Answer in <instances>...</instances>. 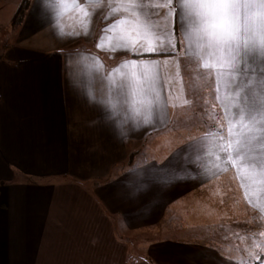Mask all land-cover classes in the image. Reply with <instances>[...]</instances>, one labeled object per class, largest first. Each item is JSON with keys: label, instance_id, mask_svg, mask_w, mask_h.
<instances>
[{"label": "crops", "instance_id": "0c3cea01", "mask_svg": "<svg viewBox=\"0 0 264 264\" xmlns=\"http://www.w3.org/2000/svg\"><path fill=\"white\" fill-rule=\"evenodd\" d=\"M233 2L235 61L173 34L167 17L165 46L209 81L199 104L217 119L189 135L172 129L169 104L166 119L148 111L141 85L157 73L166 82L160 58L99 44L127 12L118 2L30 0L0 54V264H264V77L238 70L245 40L260 49L250 38L264 0ZM122 79L132 82L127 106L107 87ZM238 219L254 227L250 243L231 240Z\"/></svg>", "mask_w": 264, "mask_h": 264}, {"label": "snow or ice", "instance_id": "6c2138e0", "mask_svg": "<svg viewBox=\"0 0 264 264\" xmlns=\"http://www.w3.org/2000/svg\"><path fill=\"white\" fill-rule=\"evenodd\" d=\"M168 4V8H160L154 6L156 3ZM78 7V5H76ZM239 6L233 0H136V3L131 12L124 13L125 21L131 20L137 26V30L147 39L151 37L153 43L146 44L141 42V45L133 52L135 56H144L146 54H156L162 56H175V44L170 40L168 46H165V39L168 36L167 32V17H172L173 34L182 33L187 39H195L198 47L204 50H211L210 54H219V59L223 60L224 53L227 51L232 61L236 60V56L232 53L235 49L241 47L242 29L241 18L238 12ZM89 13L84 12V17H88ZM164 21V26H161V21ZM88 20L83 23V33L87 35ZM117 24L120 21L116 22ZM254 27L253 35L250 39L256 40L260 45L257 49L255 45H250L247 40L243 43V52L238 53L240 63L238 70L242 73L259 70L260 76L264 77V16L259 21L253 20ZM105 29L104 31H109ZM249 31L248 22H244L243 32ZM61 35L65 33L61 30ZM68 35H80L79 32L67 33ZM129 45L128 48H131ZM128 50V49H124ZM191 61H184L185 70ZM127 64L121 67L120 71L125 72L127 77ZM249 65L252 67L249 68ZM135 66V65H134ZM215 65H212L214 67ZM221 66L237 67L236 64H222ZM159 68V64H156ZM202 67L208 69L210 65L205 62ZM179 74V72L177 73ZM140 75L143 77L144 73ZM105 77H98L101 84L105 83ZM131 81L122 79L117 85H108L112 87L114 94L121 97V103L127 106L130 103L129 89ZM146 97V105L148 111L155 114L159 119L161 115L167 118V107L169 100L165 95L167 88L166 82L157 73L152 79H145L141 85ZM170 91V89H168ZM90 101L96 103L103 111L107 110V104L103 98L95 100L91 93L88 94ZM189 101L185 100L184 104ZM179 106V105H176ZM255 106L249 108V114L255 112ZM145 123L151 121L146 119Z\"/></svg>", "mask_w": 264, "mask_h": 264}, {"label": "rangeland", "instance_id": "374dc122", "mask_svg": "<svg viewBox=\"0 0 264 264\" xmlns=\"http://www.w3.org/2000/svg\"><path fill=\"white\" fill-rule=\"evenodd\" d=\"M118 2L119 7L131 12L133 9L136 0H107L109 2ZM23 0H3L0 2V54L3 53L4 46L7 43H11L14 39V29L13 23L15 15L17 14L19 8L21 7ZM129 7V9L127 8ZM120 8L121 12H124ZM124 16V14H123ZM107 19H109L107 17ZM108 21V20H107ZM120 23L118 24V31L116 34L110 37V30L104 31L105 29H110L109 26H105L101 32V38L99 44L101 47H116L119 46L120 55L126 57L127 55H132L136 51V48L141 45V42L146 44H151V37L145 38L140 31L137 30V26L131 20L125 21L123 17H119ZM104 23L106 21H103ZM163 20L160 22L162 23ZM107 34V35H105ZM129 45H132L131 48H128ZM128 49V50H124ZM176 51V50H174ZM124 52V53H123ZM128 52L129 54H125ZM160 58L158 61L161 63V68L163 70L164 79H166L167 84V95L170 105L171 117L176 116L177 122L172 123V129L178 131H186L189 135L195 134L197 132V127L201 126L202 120H208L209 122L217 121L214 115H210L205 110L202 111V108L199 102L210 97V85L209 81L206 78H200L195 72V65L190 62L187 65V70L184 67V61L181 59V56H162L157 55ZM192 61V60H190ZM194 67V68H193ZM179 72V74H177ZM203 80V82H202ZM203 84V86H201ZM170 89V91L168 90ZM188 100V104H184V101ZM201 100V101H200ZM179 105V106H176ZM200 110V112H199ZM175 119V118H174ZM173 119V120H174ZM214 119V120H213ZM211 125H213L211 123ZM173 130V131H176ZM176 131V132H178ZM239 217H242V214H239ZM238 222H241L242 226L236 224L233 228H229L232 233V239L238 241L237 238H244L249 243L251 242L252 237H255V230L249 222L238 219ZM228 233L229 230H228ZM234 235V236H233ZM141 239V243L132 242L130 243V254L131 257L135 256L136 250L141 248V245L145 243ZM252 246L255 248L254 244Z\"/></svg>", "mask_w": 264, "mask_h": 264}, {"label": "trees", "instance_id": "16d2710c", "mask_svg": "<svg viewBox=\"0 0 264 264\" xmlns=\"http://www.w3.org/2000/svg\"><path fill=\"white\" fill-rule=\"evenodd\" d=\"M29 3H30V0H23L21 7L19 8L17 14L15 15L13 28H16L18 25L21 24L24 18L25 12L27 11L29 7ZM143 57H149V56H136L135 58H143Z\"/></svg>", "mask_w": 264, "mask_h": 264}]
</instances>
